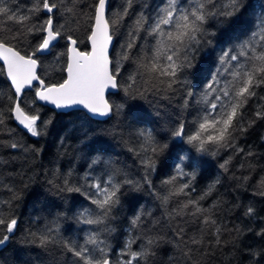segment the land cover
Returning a JSON list of instances; mask_svg holds the SVG:
<instances>
[{
	"label": "snow or ice",
	"instance_id": "snow-or-ice-1",
	"mask_svg": "<svg viewBox=\"0 0 264 264\" xmlns=\"http://www.w3.org/2000/svg\"><path fill=\"white\" fill-rule=\"evenodd\" d=\"M80 3L81 0H33L22 8L15 0H0V71L6 70L11 91L6 112L0 110V132H13L6 127L10 118L30 135H41L52 121L41 118L34 107L37 101L57 109H77L93 117L111 118L121 116L126 105L135 116L141 106L129 101L151 103L152 97L171 102L179 96L180 116L160 129L116 124L100 133L85 132L81 143L95 142L94 138L103 140L105 136L119 138L142 172L136 178L117 166L118 161L102 156L92 158L90 171L82 177H74L71 171H54L52 179L46 181L48 194L63 200L73 193L84 198V204L71 216L57 212L51 219L36 217L27 228L22 227L15 206L23 199V189L10 182L12 173L0 172V191L8 193L6 199L0 197V246L20 232V243L38 250L35 259L44 264H152L163 246H171L167 264H205V258L218 250L239 248L248 233L264 240V227L258 231L240 225L229 227L217 218L222 207L239 205L218 199L205 207L204 202L221 183L219 178L193 195L196 169L204 163L203 156L215 157L230 150L232 154L219 164L228 173L237 156L250 160L256 155L251 149L245 151L238 141L258 120H264L259 104L254 119L244 118L249 101L257 98L258 89L264 88V10L255 13L251 0H158L139 5L141 11L135 12L137 0H123L122 11L109 16V0H91L87 11L80 8ZM250 10L252 14L248 15ZM40 13L46 19H40ZM57 14L64 23L56 22ZM126 17L131 19L126 39L112 56L110 48L115 50L114 37ZM80 30L86 33L90 51H81L77 45L83 41L69 34ZM217 32L218 43H228L219 51L211 39ZM61 38L69 46L65 52L55 54L54 64L66 75L60 82L49 83L38 74L42 66L38 54L51 55ZM65 58L66 64L61 66ZM201 73L207 81L196 92L189 77L199 78ZM106 90L122 92L124 102L110 103L105 98ZM29 91L34 92L31 101L25 99ZM259 100L264 102V96ZM160 137H166V141ZM169 143L179 152L171 150ZM183 145L188 146L187 150ZM0 148L25 154L38 151L14 138L0 140ZM15 159L18 157L0 156V169ZM96 165H103L104 170L93 175ZM169 167L172 174L160 181L158 189L151 176ZM239 167L253 171L250 163L241 162ZM232 178L249 181L251 175L236 177L233 173ZM143 191L153 195L164 210L163 234L156 230L161 225L159 219L151 220L152 227H148L145 221L152 212L141 207L128 220L130 229L139 235H130L114 260L107 237L116 231L113 225L122 210L121 197L125 192ZM254 194L264 197V176L257 179ZM51 203L55 205L54 200ZM243 215L255 217L256 208L246 206ZM61 221L83 226V236L66 238ZM260 222L264 223V218ZM72 227L68 223L63 231L71 232ZM137 241L140 243L134 250ZM247 254L250 264H260L264 247H249Z\"/></svg>",
	"mask_w": 264,
	"mask_h": 264
},
{
	"label": "trees",
	"instance_id": "trees-1",
	"mask_svg": "<svg viewBox=\"0 0 264 264\" xmlns=\"http://www.w3.org/2000/svg\"><path fill=\"white\" fill-rule=\"evenodd\" d=\"M15 2H18L23 8L30 6L33 0H15ZM146 2L154 4L158 0H137L134 11H141L139 5ZM90 3L91 0H81L80 7L85 5L86 9L84 11H87V5ZM251 3L255 6V13L264 10L261 8V5H264V0H251ZM122 4L123 0H109V16L122 11ZM149 10L145 11L147 12ZM251 14L252 10L249 11L248 15ZM39 17L40 19H46L44 13H40ZM56 22L58 24L64 23V20L59 14H57ZM130 23L131 19L126 17L123 24L119 27L114 41L116 48L111 51L112 56H115L119 52V44L123 43L126 39L127 25ZM69 34H72L73 38L78 41H83L82 43L78 42L82 50H88V41L86 39V33L83 30ZM211 39L213 40V45L217 46V51H219V48L228 46V43H218L219 32H217L216 37ZM68 46V41L61 38L57 42L51 55H38V58L42 61V66L38 70V73L47 82H60L66 75L60 71L59 66L54 64V57L56 53L65 52ZM64 64H66V58L61 61V66ZM197 66L199 67V61L197 62ZM214 67L213 65L211 70H214ZM2 68L3 65L0 64V69ZM192 71L195 72V69ZM189 78L192 81L193 90L196 92H199L203 88V84L207 81V77L203 73H201L199 78L194 75H190ZM196 84H199V87H195ZM9 85L10 82L5 75V71H0V110H5V112L9 105L8 97L11 95ZM257 93V98L249 101V104L244 109L245 120L254 119L253 114L257 110L258 104L261 105L260 110L264 111V102L259 100V97L264 96V88L258 89ZM33 96L34 92L29 91L25 99L31 101ZM109 100L111 103H122L124 102L123 93H112L109 95ZM149 100L152 102L149 103L144 100L128 102L129 104L141 106L135 110V116L126 105L121 116L117 117L113 115L104 121L93 119L84 111L73 110L59 112L37 101L34 107L39 109L41 118L43 120L51 119L52 121L43 129L42 134L39 136L30 135L14 120L9 118L6 121V127L13 129V132H0V140L6 141L14 138L21 140L25 146H31L38 150L37 152L25 154L17 150L0 148V156H4L5 159L18 157V159L12 160L6 167L0 169V172L12 173L13 176L10 182L14 183L18 188L23 189V199L18 201L15 206L16 215L23 221L22 227L27 228L28 222L36 217L51 219V216L57 212H66L71 216L84 204V198L77 193L67 194L68 198L66 200L51 196L47 193L48 185L46 181L52 179L54 171L60 173L71 171L74 177H82L90 171L88 165L91 163L92 158L102 156L105 160L112 159L118 161L117 166L124 167L126 171H130L133 176L139 178L142 169L138 167V162L127 151V148L121 144L119 138L105 136L103 140H95L94 138L95 142L88 141L87 143H81V141L85 139V132L90 134L100 133L112 128L116 124H120L121 126L131 124L133 127L160 129L170 119L175 120L179 118L180 109L178 105L182 103L179 96L171 102L164 99H153L152 97H149ZM192 103L194 104L195 101ZM189 111H191V106ZM184 116L189 120L191 119L188 113H184ZM125 131H128V129L125 128ZM262 137H264V120H258L256 125L249 129L238 141L240 147H243L245 151L249 149L254 151L256 153L255 157L246 160L243 156H237L233 160L228 173H224L219 168V164L223 163V160L232 154L230 150L222 151L215 157L211 155L203 156L202 160L204 163L196 169L198 175L194 185L196 189V192L193 193L194 196L201 193L212 181L218 178L221 181L216 191L204 202L205 207L218 199L228 201L229 205H239V207L234 208L226 205L217 212V218L226 222L229 227L240 225L245 228H254L257 231L261 227H264V223L260 222V219L264 218V197L254 194L257 179L260 176H264V139ZM160 139L166 141V137H160ZM169 147L171 150L179 152V148H173L171 143H169ZM182 147L185 150L188 148L187 145H183ZM180 155H183V152ZM195 155L200 156V154ZM241 162L252 164L253 171L250 173L247 168L241 169L239 167ZM176 163H179V161H176ZM103 170V165H96L94 166L93 175L99 174ZM233 173L236 177L251 175V179L249 181H237L232 178ZM171 174V167L163 172L158 170L156 173H153L151 179L154 186L159 189L160 181ZM25 184H27V188L24 187ZM0 197L6 199L8 193L6 191H0ZM135 198H138V200ZM121 199L122 210L113 225L116 231L107 237L114 260L124 247V243L129 236L139 235L138 232L130 229L128 220L141 207L146 212H152V216L145 221L148 227H152L151 220L159 219L161 225H158L156 230L161 231V234L164 231L162 228L164 224L162 215L164 210L158 206V201L154 199L153 195L147 191L125 192ZM53 200L55 201V205L51 203ZM249 205L254 206L257 211V215L253 218L243 215L245 207ZM69 208L72 211H68ZM5 212H7L6 208ZM68 223L73 225L71 232L63 231ZM61 225L62 235L66 238L76 239L84 234L80 231L83 226L75 224L74 221H61ZM20 236L21 233L17 232L16 237L10 239L5 245L0 246V264H44V262L36 261L35 259L38 250L34 251L31 245H22L20 243ZM139 243L137 241V244L133 245L134 250L138 248ZM249 247L254 249L262 248L264 247V240L248 233L243 237V243L240 244L239 248H229L223 251L218 250L215 252V255L205 258V264H250V257L247 254ZM21 248H23V251H20ZM241 249L244 250L242 251ZM170 255H172L171 246H163L162 250L153 259L152 264H167ZM260 264H264V260H260Z\"/></svg>",
	"mask_w": 264,
	"mask_h": 264
},
{
	"label": "water",
	"instance_id": "water-1",
	"mask_svg": "<svg viewBox=\"0 0 264 264\" xmlns=\"http://www.w3.org/2000/svg\"><path fill=\"white\" fill-rule=\"evenodd\" d=\"M114 41H115V37H114ZM89 43V42H88ZM77 47H78V45H77ZM89 47L91 48V45H90V43H89ZM79 48V47H78ZM80 49V48H79ZM81 50V49H80ZM81 51H83V50H81ZM89 51H90V49H89ZM111 51H112V49L110 48V55H111ZM5 72H6V70H5ZM6 75V74H5ZM7 77V76H6ZM8 79V78H7ZM9 81V80H8ZM10 82V81H9ZM35 83V82H34ZM113 92H117V90H106V93H105V98L109 101V98H108V95L110 94V93H113ZM39 103H41V104H44V105H47V106H49V107H51V108H53V109H55V110H57V111H59V112H69V111H72V110H77V109H67V110H65V109H57V108H55V106L54 105H52V104H49V103H46V102H43V101H38ZM110 102V101H109ZM111 103V102H110ZM86 112V111H85ZM87 113V112H86ZM89 116H91L92 118H94V119H98V120H106V119H108L109 117H93L91 114H89V113H87ZM21 127V126H20Z\"/></svg>",
	"mask_w": 264,
	"mask_h": 264
},
{
	"label": "rangeland",
	"instance_id": "rangeland-1",
	"mask_svg": "<svg viewBox=\"0 0 264 264\" xmlns=\"http://www.w3.org/2000/svg\"><path fill=\"white\" fill-rule=\"evenodd\" d=\"M82 10H85L86 9V6L84 5V6H82V7H80Z\"/></svg>",
	"mask_w": 264,
	"mask_h": 264
}]
</instances>
